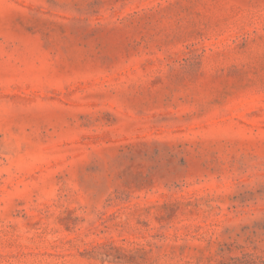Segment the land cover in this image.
Returning a JSON list of instances; mask_svg holds the SVG:
<instances>
[{
  "label": "rangeland",
  "instance_id": "rangeland-1",
  "mask_svg": "<svg viewBox=\"0 0 264 264\" xmlns=\"http://www.w3.org/2000/svg\"><path fill=\"white\" fill-rule=\"evenodd\" d=\"M0 264H264V0H0Z\"/></svg>",
  "mask_w": 264,
  "mask_h": 264
}]
</instances>
